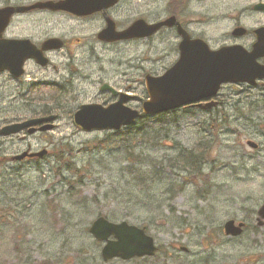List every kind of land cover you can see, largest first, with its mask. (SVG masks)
I'll list each match as a JSON object with an SVG mask.
<instances>
[{
  "label": "rangeland",
  "instance_id": "374dc122",
  "mask_svg": "<svg viewBox=\"0 0 264 264\" xmlns=\"http://www.w3.org/2000/svg\"><path fill=\"white\" fill-rule=\"evenodd\" d=\"M24 1L44 0L19 2ZM171 1L124 0L109 15L122 27L140 18L156 21L182 8L183 0ZM8 2L0 0V7ZM258 2L264 0H204L185 20L191 19L211 46L218 48L236 26H264V12L250 8ZM15 25L22 35L37 29L43 34L71 31L81 42L84 34L93 36L101 26L94 20L84 26L33 14ZM246 40L238 42L248 47ZM75 48L77 70L71 95H55L45 87L40 94L11 96L8 105L0 99V127L42 112L59 116L53 130L28 135L25 141L15 139L11 144L12 140L0 138V156H13L28 145L49 153L39 160H3L0 165V264H264V227L257 228L255 219L264 202V89L225 85L216 98L220 105L210 112L178 109L147 121L152 130L148 136L143 140L134 130L131 137L134 154L141 153L146 163L129 166L131 158H124L123 141H106V132L80 131L74 126L73 112L81 104L109 99L108 93L100 91L105 82L134 93L133 105L141 106L147 97L145 76L162 75L178 58L173 38L170 41L162 33L152 41L97 47L95 58L92 52H84L83 43ZM36 103L37 111L32 106ZM201 141L209 148L202 178L189 182L193 175L177 172L176 176L179 170L169 166V159ZM153 142L158 144L154 148ZM71 149L79 178L71 170H61L62 162L56 158L62 151L65 157L71 156ZM149 171H164L174 185V195L163 192L166 186L172 187L163 181L156 188L157 201L145 202L142 194L129 197L128 189L134 183L140 186V176ZM76 179L83 183L77 184ZM178 183L183 185L179 192ZM99 215L146 226L160 251L146 259L105 263L102 243L88 232ZM228 219L247 224L240 237L223 233ZM182 246L190 252L181 251Z\"/></svg>",
  "mask_w": 264,
  "mask_h": 264
},
{
  "label": "water",
  "instance_id": "95a60500",
  "mask_svg": "<svg viewBox=\"0 0 264 264\" xmlns=\"http://www.w3.org/2000/svg\"><path fill=\"white\" fill-rule=\"evenodd\" d=\"M120 0H59L39 2L27 9L65 10L83 16L100 10H107L116 5ZM255 10L264 11V3L254 6ZM15 9L5 7L0 9V71L10 69L18 76L22 73L21 67L29 57L43 65L46 64L42 50L61 47V42L50 38L43 44L41 50L29 40H6L2 34L6 29ZM107 27L99 34L101 40L112 42L128 40L135 37L141 38L154 34L163 26L178 25L183 40L179 44L180 58L177 62L160 76H146V89L148 99L143 102L141 111L126 106L132 97L119 93L109 85L101 87V91H110L119 99L109 106L101 104H83L74 114V125L82 131H118L122 127L135 124L136 120L145 115H156L169 112L186 105L201 103L215 98L223 84L249 83L255 85L257 80L264 79V65L258 59L264 56V26L255 29L257 41L252 50L242 45L225 46L211 49L202 39L191 40L176 18L170 17L157 23H147L143 19L136 20L127 29L116 31L115 22L109 16ZM244 28H237L235 33H245ZM20 57H9V53L16 50ZM3 52V53H1ZM213 104H207V107ZM57 119L56 115L33 118L22 123H15L4 127L0 133L9 135L20 132L30 127L29 133L36 131L34 126L44 124L40 131L54 129L52 124ZM47 151L29 153L28 151L15 157L22 159L26 156H43ZM258 224L264 225V203L258 210ZM245 224L231 219L224 223V231L228 236L238 237L243 233ZM89 233L99 242H104L101 256L105 262L111 259L130 260L145 256H154L158 251L153 236L149 235L145 227L130 224L128 221L111 222L104 216L96 218L89 228ZM185 249V248H184Z\"/></svg>",
  "mask_w": 264,
  "mask_h": 264
},
{
  "label": "flooded vegetation",
  "instance_id": "af4514ba",
  "mask_svg": "<svg viewBox=\"0 0 264 264\" xmlns=\"http://www.w3.org/2000/svg\"><path fill=\"white\" fill-rule=\"evenodd\" d=\"M8 1H9L8 4L2 7L13 8L15 9V12L12 15L11 19L9 20L7 29L3 33V38L30 40L31 43L36 47V50H41L42 45L44 44L46 40L50 38H56L61 42V47L47 48V49L42 50L43 58L46 61L45 65L37 62L35 58H32V57L27 58L21 67L22 73L18 76L14 75L13 74L14 72H12L10 69H5L3 71H0V99L6 105L11 104V100H12L11 96H15L14 98H16L17 96H24V95L28 96L30 94H37V93L40 94L43 91V88L45 87L50 88L51 92L55 95L56 94L71 95V92L74 88V83H75L74 79L76 78L75 72L77 70L76 68V57H77L76 54L77 53L75 54V51L77 52V50L75 48V45H77L78 43L79 44L83 43V46L86 48L84 52L85 51L92 52V58H95L97 57V56H94L97 54V52L95 51L97 47H104L105 45H116L120 43H138L139 41H144V42L152 41L156 36L163 33L164 35H167V37H169L170 41L173 38L175 49L179 56V44L183 40V35L179 32L177 24H174L173 26H164L160 28L155 34H152L150 36H146L142 38H134V39L126 40V41L124 40V41L107 42V41L101 40L99 38V34L102 30H104L107 27L106 17L109 16L108 15L109 11L115 6L110 8L109 10H100V11L94 12L89 15L79 16V15H75L71 13V11H64V10H51V9H29L28 10L27 7H29L30 5L32 6V4L34 3H27L26 1H24L26 4H22L19 2L20 0H8ZM203 2L204 0H196V1L195 0H183L182 8H179L177 11H169L170 13L168 12L166 17L163 19H168L169 17L174 16L178 24L182 27V29L185 31V33L191 40L204 39L206 42L210 44L209 39H207L204 36V31L200 30L196 25H193L194 22L192 24L191 19L189 21L185 20V17H187V15L190 13H192L190 14L192 16L193 12L196 11V7L202 5ZM171 3L172 1L170 0V4ZM28 14H33L37 16L38 15L47 16V17L55 16L57 18L62 17V18L69 20L70 22L76 21L78 22L79 25H84V26H86L87 23H89L90 21L94 20V21H99L101 26L98 28V31L95 32L93 36L84 34L83 42H81L80 38H77V37H74V35H71V31H68V32L62 31L61 33H58V34H54V33L50 34L49 32L43 34L42 30L37 29V30L32 31L29 34L22 35V31L18 30L15 27L16 26L15 24L18 22L19 19H21L22 17ZM146 21L149 23L157 22V20L156 21L146 20ZM158 21H160V19H158ZM115 24H116L117 31H123L126 28H128V27H122L116 21H115ZM15 28L18 30L17 32L15 31ZM236 28L237 26L233 29L232 32L225 35L227 39H225L224 43L222 45H219V47L225 46V45L240 44L238 41L242 40L243 38L247 39L246 43H248L249 48L252 47V45L255 43L257 39V34L254 31L255 29H246L245 33L241 35H237L235 33ZM79 46H82V45H79ZM20 56L21 54L17 51V49L14 50L13 53H9V57L18 58ZM259 62L264 65V57L260 58ZM84 78L87 79L88 75H85ZM113 86L117 88L116 85H113ZM252 87L254 88L260 87L264 89V79L257 81L255 86H252ZM117 89L122 90L120 88H117ZM115 99L116 97L111 94L109 96V99H106L104 104H109L113 102ZM32 106H35V111H37V103ZM42 114L43 112L38 115L36 114L35 116H32L31 118L39 117ZM24 120H27V119H24ZM24 120L22 119L19 121L6 123L2 125L0 129L2 127L7 126L8 124L18 123ZM41 126H36L37 131L35 132V134L38 133V129ZM28 131H29V128L27 127L16 134L4 136V137L3 135L0 134V138L10 139L12 140L11 143L15 139H18L20 141H25L27 140V137L29 135ZM1 142L7 143V140L1 141ZM30 147L31 146L28 145L26 150L29 149ZM18 149H21V148H18ZM17 153H20V152H17ZM1 158L9 159L10 157L7 156L6 154H3L1 155Z\"/></svg>",
  "mask_w": 264,
  "mask_h": 264
},
{
  "label": "trees",
  "instance_id": "16d2710c",
  "mask_svg": "<svg viewBox=\"0 0 264 264\" xmlns=\"http://www.w3.org/2000/svg\"><path fill=\"white\" fill-rule=\"evenodd\" d=\"M258 88H256V89L260 90ZM219 105H220V101L216 105H214L213 107L207 108V109H205L199 105L187 106V107H183L181 109L189 110V109L197 108L200 110L210 112V110H213L215 107H218ZM169 113H160V114L155 115V116L143 117V118H140L136 122V124H134L131 127H124L121 130L114 131V132L108 131V132H106V134L108 136L106 141H108V140L123 141L125 144L124 148H123L124 158L125 159L131 158V161H129V166H133L134 164H140L142 166L146 162L142 161L143 157H142L141 153L139 155L134 154V150H135V147L133 145L134 141L131 139V137L135 136V131H136L137 134L138 133L142 134V137L144 140L148 136V134L152 131V130H150L151 127L147 121L150 122L152 120L162 118L164 115L169 114ZM153 135H154L152 137L153 139L157 138L155 136V133ZM102 142H104V139H102L101 143ZM157 145L158 144H156L154 142L151 143V146L153 148L156 147ZM64 154H65V152L62 151L60 153V155H56V158L62 162L61 163V170L63 168L65 170H71V171H73V174L75 176H78V178H79L80 168H78L73 163V161L71 159V158H73V150L71 149V156L68 155L67 157H65ZM208 154H209V148H207V146H205L204 141H201L200 144H198L194 149L186 150L184 148H181L176 155L172 156L169 159V166H172V169H174V170H179V171H176V173L177 172H183V173H187L190 176L193 175L192 176L193 178L190 179L189 182L193 181L195 178L201 179L203 176L202 168L205 166V164L209 160V159L205 158V156H207V158H208ZM3 160H4V162H6V160H9V159H3L0 156V165L2 164ZM22 162H25V161H22ZM129 166H128V169L130 168ZM130 169H132V168H130ZM58 170H60V169L58 168ZM180 170H182V171H180ZM123 172H125V171H123ZM135 172L136 171H131V174H134ZM0 175H1V171H0ZM175 175L178 176L180 174L177 173ZM76 180H77L76 181L77 184H78V181L81 182L80 184L83 183V181H81V179H79V180L76 179ZM163 181L165 183H170L172 186V187L166 186V189H164L163 192L164 193H172V195H174V193H173V186L174 185L170 182V177H168L164 171H149L145 175L140 176V182H139L140 186L138 185V183L137 184L134 183L132 185L133 189L132 190L128 189L127 195L129 197H132V196L139 197V195L142 194L145 196H141V195L140 196L147 199L145 202L157 201L159 192L156 191V188H158V187L161 188V186H163V183H162ZM74 184H71V185H74ZM2 185H3V182L0 181V187ZM176 186L178 187L177 192L183 190L182 183H178ZM204 192H206V191H204ZM144 259H146V258H144Z\"/></svg>",
  "mask_w": 264,
  "mask_h": 264
}]
</instances>
